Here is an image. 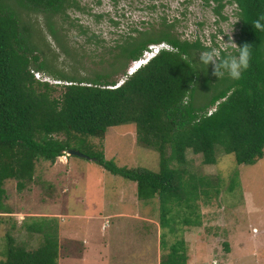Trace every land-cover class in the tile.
<instances>
[{
    "label": "trees",
    "instance_id": "trees-1",
    "mask_svg": "<svg viewBox=\"0 0 264 264\" xmlns=\"http://www.w3.org/2000/svg\"><path fill=\"white\" fill-rule=\"evenodd\" d=\"M204 1L221 22L229 20L227 7H236V45L252 49L250 67L239 81L219 80L211 65L207 71L192 70L201 52L219 47L216 36L213 46H207L199 39L182 40L168 28L134 30L118 47L119 67L112 73L82 78L52 72L41 57L43 31L32 17H44L51 38L61 44L54 19L65 21L70 10L82 11L78 2L0 0V225L2 215L11 214L5 204L6 183L15 181L18 190L24 191L34 181L38 161L56 164L67 156L77 136L104 140L110 128L135 126L138 143L160 155L158 174L120 169L106 163L103 153L87 156L108 172L136 183L140 201L159 198L162 228L170 215L169 206L184 203L179 181L187 171L177 172L171 166L185 167L189 151L203 156L206 165L217 163L219 150L234 155L239 166H254L264 158V31L252 25L264 16V0ZM162 43L174 50L162 52L128 76L129 63ZM36 73H48L64 85L42 83ZM120 73L127 78L122 85L114 79ZM25 227L33 234H44L39 247L28 250L8 235L0 264H60L59 238L35 226ZM163 240L164 235L162 246ZM185 246L184 240L175 243L161 264H186Z\"/></svg>",
    "mask_w": 264,
    "mask_h": 264
},
{
    "label": "rangeland",
    "instance_id": "rangeland-1",
    "mask_svg": "<svg viewBox=\"0 0 264 264\" xmlns=\"http://www.w3.org/2000/svg\"><path fill=\"white\" fill-rule=\"evenodd\" d=\"M76 1L82 11L70 10L65 21L54 19L61 44L51 38L44 17H32L43 31L42 59L52 72L69 77L112 73L119 67L118 47L134 30L168 28L182 40L199 39L207 46H213V36L219 45L236 44L239 33L235 6L227 7L229 20L221 22L204 0ZM114 79L124 80L122 73ZM71 147L84 155L103 153L106 163L120 169L160 172L159 153L138 143L134 125L110 128L104 140L77 136ZM66 158L62 165L39 160L34 181L22 192L15 181L6 183L5 204L11 214L2 215L0 261L5 259L8 235L28 250L39 247L44 234L29 232L28 224L59 238L60 264H159L161 238L153 227L140 220L110 218L125 210L160 224L159 198L136 201V183L93 160ZM187 159L185 167L171 166L187 171L179 181L184 203L182 208L169 206L160 255L186 240V264H264V158L254 166H239L234 155L219 150L213 165L190 151Z\"/></svg>",
    "mask_w": 264,
    "mask_h": 264
},
{
    "label": "clouds",
    "instance_id": "clouds-1",
    "mask_svg": "<svg viewBox=\"0 0 264 264\" xmlns=\"http://www.w3.org/2000/svg\"><path fill=\"white\" fill-rule=\"evenodd\" d=\"M264 16L257 19L252 25L255 30L264 31ZM232 21H230L231 23ZM225 34L230 35V31ZM252 49L250 45L239 47L233 42L220 44L218 48H212L200 53L197 67L192 69L194 72L199 70L207 71L209 65L213 67V75L223 79L227 77L233 81H239L244 72L250 67Z\"/></svg>",
    "mask_w": 264,
    "mask_h": 264
},
{
    "label": "built area",
    "instance_id": "built-area-1",
    "mask_svg": "<svg viewBox=\"0 0 264 264\" xmlns=\"http://www.w3.org/2000/svg\"><path fill=\"white\" fill-rule=\"evenodd\" d=\"M174 49L167 43H162L159 45H152L148 48L147 51H145L143 57L134 62L132 64V67L130 68L129 72H128V76H132L134 73H136L137 71H139L141 68L145 67L146 65H148L153 59H155L156 57H158L162 52H172ZM36 79L42 83H48L50 85H64V83L56 81L54 79L49 78L48 76H45L43 74L40 73H36L35 74ZM127 80V78H124V80L121 81V83L119 82V85H122L123 83H125V81ZM68 85V84H66ZM214 110H212L209 115L212 114V112H214ZM108 224V222H107ZM105 229V227H104Z\"/></svg>",
    "mask_w": 264,
    "mask_h": 264
},
{
    "label": "crops",
    "instance_id": "crops-1",
    "mask_svg": "<svg viewBox=\"0 0 264 264\" xmlns=\"http://www.w3.org/2000/svg\"><path fill=\"white\" fill-rule=\"evenodd\" d=\"M68 156V155H67ZM59 161L60 162H57V164L58 165H62V164H67V158L66 157H63V158H60L59 159ZM138 195V194H137ZM138 197V196H137ZM135 198L136 199V201L138 200V198ZM138 201H140V200H138ZM138 203V205H139V202H137ZM133 214L134 215H132V214H129V213H127V211H125V210H120L119 212H118V214H114V215H112V216H110V218H114V219H116V218H119V219H123V220H125V219H134V220H140V221H143L144 223H147L148 225H150V227H153L154 228V230L156 231V233L158 234V236H159V239L161 238V243H159V249H158V251H159V253H158V256H159V264H161V260H162V256L160 255V250L162 249L161 248V246H162V233H161V229H162V224H161V222H162V220H161V222H160V224L159 223H157L156 221H151V220H149V219H146V218H143V217H141L138 213H135V212H133ZM162 216V215H161ZM105 218H103L102 220H104ZM189 229H191V228H189ZM123 229H121V231H122ZM126 231V228H124V230H123V232H125ZM146 232V231H145ZM189 234V233H188ZM72 242H75L74 241V236H71V237H68ZM186 241V240H185ZM228 245V244H227ZM107 247H105V249H106ZM161 256V257H160ZM187 257H188V255H187Z\"/></svg>",
    "mask_w": 264,
    "mask_h": 264
},
{
    "label": "water",
    "instance_id": "water-1",
    "mask_svg": "<svg viewBox=\"0 0 264 264\" xmlns=\"http://www.w3.org/2000/svg\"><path fill=\"white\" fill-rule=\"evenodd\" d=\"M67 155L70 156V157H79V158H84V159H87V160H92L87 155H84L81 152H78V151H75V150L68 151Z\"/></svg>",
    "mask_w": 264,
    "mask_h": 264
}]
</instances>
